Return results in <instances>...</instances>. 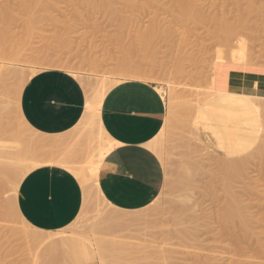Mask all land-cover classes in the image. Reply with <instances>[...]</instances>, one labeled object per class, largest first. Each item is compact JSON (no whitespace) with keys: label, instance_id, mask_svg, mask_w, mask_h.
<instances>
[{"label":"rangeland","instance_id":"obj_1","mask_svg":"<svg viewBox=\"0 0 264 264\" xmlns=\"http://www.w3.org/2000/svg\"><path fill=\"white\" fill-rule=\"evenodd\" d=\"M35 1L27 0L26 2L33 3ZM192 1L196 2L197 6L199 5L197 10L201 11L202 9L203 14L208 16L201 23L181 18L182 0H134L135 5L130 8L126 7L125 0H115L112 7H106L101 11L89 8L87 4L80 0H39L41 7L32 9L31 14L27 13L25 3L21 0H0V42L2 40L3 43V39L9 37L8 40H12V44L15 43L14 46L17 45V48H15L11 41L8 43V40L5 39L7 41L6 45L9 44L8 48L12 45L8 51L10 53V50H12L11 57L8 53L4 55L5 60L0 57V59L2 58L0 60V71L4 69L6 71V66H8L7 69L11 72L7 71L8 75L3 73L7 76V80L9 79L8 82L4 81V85L9 84L6 88L5 86L3 88L2 84L3 78L6 80V77L2 76V72H0V77H3L2 80L0 78L2 82H0L2 84L0 87L3 88L0 92H2V95L7 94L9 97L7 99H9L10 104L6 98L4 99L9 104H6V106L11 105L12 107V109L9 108L11 109L10 117L11 114L15 113L12 110L16 109L18 112L17 106H15L16 103H14V106L11 104V102H17L13 95L16 96L17 94L13 93L15 88H17L16 90L19 88L17 86H19L20 81L16 82L17 77L24 75V78L27 79L32 72L50 68L43 66L42 63L36 60H30L29 62V58L26 60L27 57L24 60L13 57L12 55L16 56L15 53L21 50L23 46L27 47L24 52L27 53L28 57L42 54V57L51 58L49 56H53L70 60L80 78L95 85L100 84L102 79H106L111 86H114L118 80H126L127 78L111 74L113 73L112 68L125 58L153 71L158 77V82L156 80L153 83L160 88V92L165 97L167 116L163 131L157 141L156 153L164 163L167 173L166 183L160 195L150 206L134 212H124L114 209L104 200L93 179L88 181L89 183L84 187L85 198L81 213L75 223L67 230V233L82 238L93 248L96 254V264L98 261L102 264H167L169 259L168 264H194V259L197 261L198 256V260H201L203 255L202 261L211 259L210 264H264V166L255 162L254 157L258 156L259 158L260 153L258 150L264 144V141H262L263 136H261L264 129L261 126L264 123V113H262L263 117L260 116L262 122H260L256 142L244 152L229 156L223 154L204 132V130L206 131L205 121L197 112L199 110L195 108V106L199 107L202 99L206 97L203 92L210 90L209 86L212 85V81L217 76L216 74L224 57L223 45L214 34L216 19L225 18L238 25L240 19L243 18V13L249 11L252 6L256 7L255 10L258 9L256 12L253 9L254 13L252 14L247 13L250 17L249 15L246 16L244 24L239 25L242 35L239 33L240 36L238 37L241 38L234 39L232 48L228 46L225 49L229 48L231 50L233 47L234 49L239 47L241 54L249 57L250 64L264 73V0ZM29 16L34 19L32 24L29 22ZM150 28L153 31L157 29L154 31L156 39L146 46L141 37L143 33L150 32ZM6 35L7 37H5ZM27 39L30 42L26 46ZM23 41H26L25 44ZM2 43L0 46H2ZM13 49L16 51L14 52ZM92 60L98 63L95 64ZM178 62L183 67V73L175 74ZM246 85L240 88L243 92L240 95L243 98H255L250 93L253 91V85ZM173 88L178 94L184 96L186 100L184 102L189 104L184 102L183 104L179 102H175L176 105L173 104V101H170ZM3 91L5 94H3ZM262 97H264V94ZM2 105L5 107V104ZM183 105L185 108L188 106H194V108L191 107V111L186 108L188 113L182 112L183 108L181 109V107H184ZM1 107V112L8 110L7 107L4 109ZM4 112L0 113V120L8 132L0 134V141L6 142V148L13 144L16 134L21 135L24 139L26 138V141L31 140L32 131H23L24 135L27 136L26 134H28L30 139L24 137L21 134L22 131L17 132L19 127H21L19 130H23V125L18 122L16 116L18 113L13 115L14 120L8 117L11 122L9 123L8 118L4 119L8 112L6 111V114ZM196 112L197 117L194 116ZM208 113L213 114V111L209 110ZM184 115L187 118H183ZM188 121L190 122L188 123ZM183 122L189 124V126L187 124L185 126ZM97 135L96 124H81L66 137L59 136L65 139L69 137L68 144L57 146L58 148L55 147L52 150L48 149V151L44 149L41 151L42 155L39 158L53 159L55 162L65 163L67 160H73L78 163L69 165L75 167L80 165L79 162L87 157L91 146L93 148L94 144L98 142ZM35 136L38 135L34 133L33 138ZM59 137L56 136L57 139H60ZM89 142L91 143L88 145ZM258 144L260 145L258 146ZM87 145L90 147L88 148ZM83 146L86 147L83 148ZM194 147H198V150H200L196 151L197 148H195L196 150L194 149L193 152ZM191 152L193 153L191 154ZM251 152L252 155L253 152L256 153L253 156L255 164L250 162L251 165H249L248 159L252 158V155L249 154ZM69 153L70 155H66ZM187 153L190 155H187ZM258 158L256 157V159ZM188 159L190 161L189 165L186 164ZM241 159H245L244 163L246 164L239 165L246 167V169L242 167L245 172L241 169L244 173L241 174V178L235 179L237 178L236 173H239L237 169L241 167L235 169L236 173L233 172L234 169L229 170L228 168V172L230 171L233 176L236 174L235 178L228 175L230 172L226 174L227 170H225V175L223 174L222 166L225 163ZM221 160L223 163H221ZM258 162L260 161L258 160ZM182 164L187 166L182 167ZM262 165H264V162ZM227 166L224 167L227 168ZM34 169L36 168H31V171ZM180 169L182 171H178ZM192 169L195 171H192ZM76 177L80 182H83L84 179L90 178L91 174L87 170L84 174ZM233 178L235 182H227L233 180ZM184 179L187 183L184 182ZM179 180L184 183L181 184ZM224 181L229 183L230 186L227 184L229 190L225 189ZM6 187L3 188V191L7 193L9 189L11 190V186ZM227 191L229 194L235 192L241 205L248 208L247 210L250 213L247 216H254V219H252L253 216L251 217L253 226L250 225L252 227L251 234L246 235L247 233H244L241 225V227L237 225L238 228L234 229L235 232L233 229L230 230L231 232H227L222 225L217 224H222L218 216L223 203L228 198ZM2 194L1 192L0 205L5 203L6 200L9 201L11 192L9 196L8 193L7 196ZM4 197L6 200H4ZM111 212L119 216L116 221L105 217V214ZM15 217L11 219L14 222H8L3 220L0 214V223L3 230L7 227H15L14 230L19 229L18 231H20L18 235H16V232L8 237L0 235V264H35L37 253L43 244L51 241L53 237H64L56 233L39 232L40 234H38L29 223L22 222L17 216ZM159 224L161 226H157ZM151 225L153 228L150 230ZM217 225L221 227L220 233L223 232L222 230L226 232L223 234L218 233L220 235L216 234ZM212 226L215 227L216 231L212 230L214 228ZM154 228L160 230L161 234L154 230L153 235ZM178 232L183 233L179 236ZM155 233H157L156 237ZM159 237H161V240ZM103 239H105V245H103ZM167 239L171 240L167 242ZM169 247L172 249V253L169 252L171 250ZM154 250L161 253L157 255L158 258L156 256L158 252ZM165 252L169 253L166 254ZM168 255H171V258H167ZM166 258L168 261H166ZM202 261L195 263L203 264ZM206 264H209V261Z\"/></svg>","mask_w":264,"mask_h":264},{"label":"crops","instance_id":"obj_2","mask_svg":"<svg viewBox=\"0 0 264 264\" xmlns=\"http://www.w3.org/2000/svg\"><path fill=\"white\" fill-rule=\"evenodd\" d=\"M232 78L234 83L246 82L249 86L257 81L259 91H264L263 72L230 69L228 80ZM86 105L87 92L83 84L61 69L37 72L27 81L21 94V113L28 124L39 133L54 137L75 130ZM100 115L113 143L101 163L98 177L104 199L119 211L147 208L160 195L167 178L160 156L147 146L164 127L165 97L153 82L122 80L106 94ZM258 130L259 126L240 130L239 139L243 143L231 150L227 143H218L210 131L204 132L223 154L231 156L252 146L258 138ZM221 135L226 134L221 131ZM84 198L85 188L80 180L58 164L38 167L23 178L17 195V207L23 218L39 232H61L64 236L53 237L43 244L35 264H96L93 248L82 238L66 232L79 217Z\"/></svg>","mask_w":264,"mask_h":264},{"label":"bare ground","instance_id":"obj_3","mask_svg":"<svg viewBox=\"0 0 264 264\" xmlns=\"http://www.w3.org/2000/svg\"><path fill=\"white\" fill-rule=\"evenodd\" d=\"M22 2H24L25 4H24V6H25V9H26V11H27V13L28 14H31L32 12H33V10L32 9H35V8H38L39 6L41 7V4L38 2V1H35V2H31V3H29V2H26L27 0H21ZM73 1H76V0H73ZM78 1V0H77ZM80 1H82V2H84V4H87V6H89V8L91 7L93 10H95V11H101V10H103L104 8H106V7H112L113 6V3H114V1L115 0H80ZM125 2H126V7L127 8H130V7H132V6H134L135 5V2H134V0H125ZM199 4V3H198ZM254 5V4H253ZM199 6V5H198ZM197 6V4H196V2H194V1H192V0H182V3H181V10H180V15H181V18H183L184 20H191V21H194V22H197V23H201V22H203L208 16H205L204 14H203V12H202V9H201V11L200 10H197L198 7ZM252 6V5H251ZM250 6V7H251ZM39 7V8H40ZM253 7V6H252ZM250 8V10L249 11H246L245 13H243V18L242 19H240V21H239V23H238V25L237 24H234V23H232V22H230L229 20H227V19H225V18H220V19H216V26H215V29H214V34H215V36L219 39V41L221 42V45H223L222 47H223V49H224V57H223V59H222V63H221V67L219 68V71L217 72V76L214 78V80L212 81V85L211 86H209V88H210V90L208 91V92H203V94L205 93V95H206V97L205 98H203L202 99V101L200 102V104H199V107H196L195 106V108H196V110H199V111H197V112H199L200 113V116L201 117H203V121H205V129L207 130V131H210L213 135H214V137L218 140V143H227V145L229 146L228 148L231 150V148H235V149H237V148H239L241 145H242V143H243V141L241 140V139H239V136H240V130H243V128H245V127H250V128H255L256 126L258 127V126H260V122H262L261 121V119H260V116H262L263 114L262 113H264V112H262V111H264V97H262V95L264 94V91H259V89H260V86H259V84L257 83V81H255V83L254 84H252L253 86H252V92H250L251 94H253L254 96H255V98H248V97H245V98H243L239 93H237V91H241L240 90V88L242 87V86H244L245 84H247L246 82H238V83H234L233 82V78L232 79H230V80H228V77H229V73H230V69H233V70H235V69H240V68H242L243 70H249V71H258V69H256L255 67H253L251 64H250V62H249V57H245V56H243L242 54H241V51H240V49H239V47H237V45H236V47L237 48H235L234 49V47H233V49H229L231 46H232V42H233V40L234 39H237V38H241V37H238V36H240L239 35V33H240V27H239V25H241L243 22H245V20H246V16L248 17V15L249 14H247V13H250V14H252V13H254V10L256 9V7H253V8ZM254 9V10H253ZM200 11V12H199ZM256 11H258V9L257 10H255V12ZM31 12V13H30ZM204 13H205V11H204ZM27 14V15H28ZM1 15V14H0ZM249 17H250V15H249ZM29 22L32 24L33 22H34V19H33V17H30L29 16ZM225 19V20H224ZM248 21H249V19H248ZM248 21H246V22H248ZM244 24V23H243ZM154 26H156V25H154ZM152 28H150L149 30H151ZM153 29H154V27H153ZM155 30H157V29H155ZM154 30V31H155ZM147 31V30H146ZM154 31L153 30H151L150 32H145V33H143L142 34V40H143V42H144V44L146 45V46H148V45H150L155 39H156V37H155V34H154ZM157 33V32H156ZM241 35H242V32L240 33ZM158 36V35H157ZM5 37H7V35L5 36ZM4 37V38H5ZM8 38L9 37H7V38H5V39H7L8 40ZM5 39H3V43H2V40H1V42H0V45H1V43H2V46H0L1 48H0V57H3L4 58V55L6 54L7 55V53H8V55H9V57H11V52H12V50H10V53L8 52L9 51V48L13 45V44H15V43H13L12 44V40H8V43L11 41V46H9V48H8V43H7V45H6V40ZM5 40V41H4ZM27 41V42H26ZM26 41H23L24 42V44H25V42H26V46L29 44V42L30 41H28V39L26 40ZM22 42V43H23ZM22 43H21V45H22ZM20 45V44H19ZM234 45V44H233ZM14 46V45H13ZM17 46V45H16ZM16 46H14L15 48H17ZM23 46V45H22ZM21 46V47H22ZM229 46V50L228 49H225V47L227 48ZM235 46V45H234ZM14 47H12V48H14ZM19 47V46H18ZM232 48V47H231ZM25 49H27V47H25V46H23L22 48H21V50H19V51H17V53H15V55L17 56H14V55H12L13 57H15V58H18L19 60H24V58L25 57H27V59L26 60H28V58H29V62H30V60H36L37 62H40V63H42L43 64V66H46L47 68L48 67H50V68H55V69H61V70H65V71H69L71 74H73L75 77H77L78 79L80 78V76L78 75L79 73L78 72H76L77 70H75L76 68H75V66L73 65V63L70 61V60H68V59H64V58H61V57H53V56H49V57H51V58H47V57H45V56H43L42 57V54H36V55H31V56H29L28 57V55H27V53H25L24 51H25ZM13 51L15 52L16 50L15 49H13ZM48 56V55H47ZM8 57V56H7ZM8 57V58H9ZM21 58V59H20ZM227 58H229L228 60H226ZM6 58H4V60H5ZM9 59H11V58H9ZM0 60H2V58L0 59ZM3 60V61H4ZM8 61V60H7ZM12 61V60H11ZM95 64H96V62L97 61H95V60H92ZM227 61H229L228 63H227ZM252 62V61H251ZM98 63V62H97ZM25 64H27V63H25ZM30 64V63H29ZM38 64V63H37ZM36 64V65H37ZM41 65V64H40ZM5 66V65H4ZM35 66V65H34ZM38 66H39V64H38ZM42 66V65H41ZM0 67H1V65H0ZM7 68H8V66H6ZM5 67V68H6ZM80 67V66H79ZM6 68V71H5V69L3 70V71H0V72H2L1 73V75L2 76H5V74H7V71L8 72H10L8 69ZM113 69V73H111V74H115V75H117V76H119V77H122V78H127V79H140V80H145V81H150V82H155L157 79H158V77L156 76V74L153 72V71H151V70H149V69H147V68H145V67H143V66H139L138 64H136V63H134V62H132L130 59H128V58H125V59H123L122 61H119L118 62V64H117V66H115L114 68H112ZM112 69H111V71H112ZM115 69V70H114ZM176 73L175 74H179V73H183V67H182V65H181V63L180 62H178V64H177V66H176ZM31 70V69H30ZM45 70V69H44ZM82 70V69H81ZM35 71V70H34ZM38 72V71H37ZM37 72H32L31 74H30V76L27 78V79H25L24 78V75L21 77V76H19V77H17V79H16V82L18 83V81H20L19 82V86H17V87H19L18 88V90H16L17 88H15V90H14V92L13 93H17L16 94V96H15V94H13L14 95V99L15 100H17V102H11V104H13L12 106H14V103H16V105L15 106H17L16 108L18 109V112L16 111V109L15 110H12L13 112H15L14 114L16 115V113H18L16 116L18 117V122H20L22 125V129L23 130H19V129H21V127H19V129L17 130V132L19 131V132H25V130H26V132H27V130L28 131H32L33 133H31L32 134V137H31V140H25L21 135H15V140L13 141V144L9 147V148H6V142H4V141H0V193L2 192L4 195L6 194V196H7V193H8V196L10 195L9 193L11 192V195L9 196V201L8 200H6V196L4 197V200H6V202L5 203H3V204H1L0 205V214L2 215V219L3 220H5V221H8V222H14V220L12 221L11 219H13V217H15V216H17V218H19V219H21L22 220V222H27L24 218H23V216L21 215V213L19 212V210H18V207H17V195H18V189H19V186H20V184H21V181L23 180V178L29 173V172H31V168H38V167H41V166H46V165H56V164H58V165H60V166H62V167H64V168H66V169H68L69 171H71L75 176H78V175H80V174H84L87 170L88 171H90V174H91V177L90 178H88V179H84L83 180V182H81L82 184H83V186L85 187L89 182V180L90 179H93V182H94V184L96 185V188H97V190L99 191V192H101V190L99 189V187H98V177H99V173H100V170H101V163H102V161H103V159H104V157H105V155L112 149V147H113V143H112V141H111V139H109L108 138V133L106 132V130L104 129V126H103V123H102V120H101V107H102V103H103V100H104V98H105V96H106V94L108 93V91L113 87V86H111L109 83H107L108 81L106 80V79H102V82L100 81V84H91V83H88V82H85V80H82L81 78L79 79L80 80V82L83 84V86L84 87H86V92H87V105H86V111H85V113H84V116H83V118H82V120H81V122L79 123V125L78 126H81V124H84V123H94V124H96V126H97V129H98V142L96 143V144H94V146H93V148H92V146H91V148L89 149L90 150V153L87 155V157L84 159V160H82V161H80L79 163H80V165H77V166H75V167H73V166H71V165H69V164H71V163H73V164H75V163H78V162H74L73 160H67L66 161V163L65 162H55L53 159H49V160H45V158H42V159H40L39 157L42 155L41 154V151L42 150H44V149H47V151H48V149H53V148H55V147H59V146H61V145H66V144H68V142L70 141V139H68L69 137H67V139H65V138H60V139H57L56 138V136L54 137V136H49V135H47V134H42V133H39V131H36V130H34L29 124H28V122L25 120V118H24V116H23V114L21 113L22 111H21V94H22V91H23V88H24V86L26 85V83H27V81L29 80V79H31ZM40 72V71H39ZM79 72H82V71H79ZM3 73H5V74H3ZM11 73V72H10ZM8 75V74H7ZM112 76V75H111ZM6 77V80H4V78L3 77H0L1 78V80H2V78H3V83L1 82V80H0V82L3 84V88H4V86H5V88H6V86H8V85H4V81H7L8 82V80H7V76H5ZM21 77V78H20ZM82 77V76H81ZM8 78H9V76H8ZM84 78V77H83ZM110 78V77H109ZM122 80H118V81H116L117 83H119V82H121ZM112 82V81H111ZM157 82H158V80H157ZM10 83V82H9ZM116 83V84H117ZM2 84H0V85H2ZM115 84V85H116ZM234 86L236 87V88H234ZM231 87H233V88H231ZM3 88H2V86L0 87V91H2L3 90ZM8 88V87H7ZM159 89V91H160V88H158ZM162 90V89H161ZM5 91V90H4ZM4 91H3V94H5L4 93ZM7 91V90H6ZM5 91V92H6ZM17 91V92H16ZM164 92V91H163ZM206 93H208V94H206ZM6 95V96H5ZM5 95H2V92H0V98L2 99V97H3V99H2V102H1V99H0V103H1V105L0 106H2L1 108L2 109H4V108H6V109H8V110H6L5 112L4 111H2V112H4L5 114H6V118H4V119H7L8 117L9 118H14L13 117V115L14 114H11L12 116L10 117L9 115H10V112H11V109H12V107H11V105L8 107V106H6V104H8L7 103V101L9 100V99H7V98H9L8 97V95L7 94H5ZM171 97H170V101L174 104L175 102H179L180 104H183V102L184 101H186L185 100V97L184 96H182V95H180V94H178L176 91H175V88H173L172 89V91H171ZM168 97V96H167ZM4 98H6L7 99V101H5L6 99H4ZM4 100V101H3ZM168 100V99H167ZM177 100V101H176ZM6 102V103H5ZM9 102V101H8ZM171 102H170V105H171ZM184 103H188V102H184ZM2 104H5V107L2 105ZM9 104H10V102H9ZM8 104V105H9ZM172 104V105H173ZM189 104V103H188ZM193 104V103H192ZM175 105H176V103H175ZM184 106V105H183ZM188 106V105H187ZM191 107H193L194 108V106H191ZM191 107L190 106H188V107H186V108H189V110L191 111ZM9 108H11V109H9ZM183 108V110H182V112H186V113H188L187 112V109L185 108V106L184 107H181V109ZM198 108V109H197ZM14 109V108H13ZM181 109H179V110H181ZM186 109V110H185ZM10 110V111H9ZM188 110V111H189ZM209 110H212L213 111V114H209L208 113V111ZM193 111V110H192ZM1 112V110H0V113H2ZM197 112L195 113L196 115H194V116H196L197 117ZM3 113V114H4ZM175 113V112H174ZM191 113V112H190ZM177 114V113H176ZM8 115V116H7ZM199 115V114H198ZM5 116V115H4ZM15 116V118H17ZM181 116V115H180ZM186 115H184L183 116V118H187V117H185ZM187 116H188V114H187ZM193 116V117H194ZM173 117V116H172ZM189 117V116H188ZM190 117H192V116H190ZM192 117V118H193ZM199 117V116H198ZM263 117V116H262ZM3 118V117H2ZM9 118H8V122L9 123H11L10 122V120H9ZM19 118H20V120H19ZM183 118H181V119H183ZM191 118V119H192ZM14 120V119H13ZM175 120V119H174ZM176 120H177V118H176ZM175 120V121H176ZM184 120V119H183ZM188 120H190V118H188ZM264 120V119H263ZM187 121V120H186ZM191 121V120H190ZM190 121H188V123L190 122ZM177 123H179L178 121H176ZM19 123V124H20ZM176 123V124H177ZM183 123H185V122H183ZM182 123V124H183ZM3 124V122L0 120V134L1 133H6V132H8L7 131V129H5L4 128V126L2 125ZM179 124H181V123H179ZM178 124V125H179ZM186 124L187 123H185V126H186ZM78 126H77V128H78ZM179 126H181V125H179ZM187 126H189V124H187ZM262 126V129H263V127H264V123L261 125ZM24 127H25V129H24ZM183 127V126H182ZM178 128V127H177ZM176 128V129H177ZM184 128V127H183ZM180 129V128H179ZM185 129V128H184ZM260 129V128H259ZM262 129H261V131H262ZM162 131H163V129L160 131V133L152 140V141H150L148 144H147V146H149L151 149H153L155 152H156V149H157V147H158V138H159V136L161 135V133H162ZM221 131H223V132H225V137H223V135H221ZM21 132V134L22 135H24V132L22 133ZM263 132H264V129H263ZM263 132L261 133L262 135L261 136H263V140L262 141H264V134H263ZM28 133H30V132H28ZM34 133L36 134V135H38V136H35V138H33V136H34ZM27 136H25L24 135V137H27L28 138V134H26ZM90 135V134H89ZM31 136V135H30ZM63 136H67L66 134L65 135H63ZM85 137H86V135H85ZM93 137V136H92ZM33 138V139H32ZM71 138V137H70ZM87 138V137H86ZM104 138V139H103ZM259 138H260V136H259ZM28 139H30V137L28 138ZM91 139V138H90ZM88 141H89V139H88ZM86 143V142H85ZM91 142H89L88 143V145L90 144ZM262 143V142H261ZM81 144V143H80ZM87 145V147L89 148L90 146H88ZM260 144H258V146H259ZM81 146V145H80ZM79 146V147H80ZM57 147V148H58ZM73 147V146H72ZM72 147H71V149H72ZM84 147H86V146H83V148ZM200 147V146H199ZM257 147V146H256ZM82 148V149H83ZM195 148H197V150L195 149ZM76 149V148H75ZM78 149V148H77ZM192 149V148H191ZM196 150V151H199L198 150V147H194L193 149H192V151L193 150ZM257 149V148H256ZM259 149V148H258ZM257 149V150H258ZM73 151V150H72ZM83 151V150H82ZM213 151V150H212ZM254 151V150H253ZM259 151V153L262 155V161H261V158H260V154H259V158H258V156H254L256 153H254L253 152V155H252V152L251 153H249V154H251V155H249V156H251L252 158V160H253V162H252V160L251 159H248V158H246V159H248L249 160V163L251 162L252 164L254 163V158H253V156L255 157V162H257V163H259L261 166H264V165H262V163L264 162L263 160H264V144H262L261 146H260V149L258 150ZM257 151V152H258ZM69 152V151H68ZM67 152V153H68ZM81 152V151H80ZM189 152V151H188ZM194 152V151H193ZM193 152H191V154L193 153ZM50 154H51V152H50ZM210 154H211V152H210ZM66 155H70V153L69 154H66ZM187 155H190V154H188L187 153ZM216 155V154H215ZM75 156V155H74ZM219 156V155H218ZM214 157H216V156H214ZM224 157V156H223ZM256 157L258 158V159H256ZM32 158H34V159H32ZM220 158L222 159V157L220 156ZM29 159H31V161H29ZM257 160V161H256ZM258 160L260 161V162H258ZM29 161V162H28ZM188 161V163H186L185 161V163L187 164V165H189V159L187 160ZM226 161V160H225ZM224 161V162H225ZM228 161V160H227ZM245 162V159L243 160V159H241V160H238V161H229V163H225L223 166H222V172H223V174L225 173V170H227V172H226V174L227 173H229L228 172V168H229V170L230 169H234L233 170V172L235 171V173H236V170L235 169H237L238 167H241V166H239L240 164H243ZM221 163H223V161L221 160ZM251 163L249 164V165H251ZM191 164V163H190ZM255 164V163H254ZM186 165V166H187ZM226 165H228L227 166V168L226 167H224V166H226ZM244 165H246L245 163H244ZM244 165H242V167H245ZM183 166H185L184 164H182V167ZM185 166V167H186ZM191 166V165H190ZM184 167V168H185ZM223 167H224V169H223ZM238 168L237 169V171H239V173H240V175H239V173L237 172L236 174H237V178H235V176H236V174H234V176H233V174H231V172H230V174H228L230 177H231V175H232V177H234L235 179H238V178H241L240 176H242L241 174H244L243 172H242V170H244V172H245V169H246V167H245V169H243V168ZM190 168V167H189ZM188 168V169H189ZM198 168V167H197ZM179 169V168H178ZM242 169V170H241ZM241 170V171H240ZM178 171H182V169H180V170H178ZM192 171H195V170H193L192 169ZM232 171V170H231ZM186 172V171H185ZM232 172V173H233ZM183 173H184V171H183ZM184 174H186L187 175V173H184ZM193 174H194V172H193ZM188 175H189V173H188ZM225 175V174H224ZM223 176V175H222ZM190 177V176H189ZM225 177V176H224ZM223 177V178H224ZM230 177H228V178H230ZM184 178V177H183ZM187 178V177H186ZM233 178V180H229V181H227V182H230V181H233V182H235V179ZM231 179V178H230ZM185 180V179H184ZM220 180H222L221 178H220ZM225 181H226V178H225ZM225 181H224V184H225V186H226V190H229L228 188H229V183H225ZM179 182H180V180H179ZM184 182H186V180L184 181ZM184 182H180L181 184L182 183H184ZM223 182V181H222ZM233 182H231V183H233ZM180 183H177V184H180ZM187 183V182H186ZM229 186H228V185ZM9 185L11 186L10 188H11V190L9 191L8 190V192L6 193L5 191H3V188L4 187H6V186H8L9 187ZM178 186V185H177ZM8 187H6V188H8ZM180 187V186H179ZM228 187V188H227ZM2 188V189H1ZM183 188V187H182ZM250 188V187H249ZM231 189H233V188H231ZM2 190V191H1ZM230 191H232V190H230ZM227 193H228V191H227ZM234 193V194H233ZM2 194V195H3ZM102 194V193H101ZM229 194V193H228ZM103 196V195H102ZM8 198V197H7ZM105 200V199H104ZM8 201V202H7ZM106 201V200H105ZM24 202V201H23ZM225 203V204H224ZM223 203V205H222V207H221V210H220V214H219V218L218 219H220L221 221H222V224H219V223H217L218 225H222V227H224L223 229L224 230H226L227 232L228 231H230V230H232L233 229V231L235 232V230L234 229H236V228H238V226L237 225H241L242 227H243V229L242 230H244V233H247L246 235H249V234H251V228L253 227L252 226V222H251V220L252 219H254V216L252 217V219H251V217H249V216H247L249 213H250V211L248 212V208H244L242 205H241V202L239 201V199H238V196H236V194H235V192H230V194L228 195V198H227V200H226V202H224ZM109 204V203H108ZM245 204V203H244ZM109 205H111V204H109ZM112 206V205H111ZM113 207V206H112ZM114 208V207H113ZM115 209V208H114ZM117 210V209H116ZM246 210H247V212H246ZM138 211V210H137ZM247 213V214H246ZM251 215V214H250ZM105 217H107V218H109V220L110 219H112V220H114V221H116V219L119 217L116 213H107V214H105ZM123 218V217H122ZM15 220H16V217H15ZM107 221V220H106ZM113 221V222H114ZM154 222V221H153ZM218 222V221H217ZM220 222V221H219ZM19 223V222H18ZM157 224L159 223V222H156ZM107 224H109V223H107ZM111 224V223H110ZM153 224V223H152ZM106 225V224H105ZM217 225V226H218ZM250 225L252 226V227H250ZM111 226V225H110ZM114 226V225H113ZM127 226V225H126ZM147 226H148V224H147ZM154 226H155V224H154ZM157 226H161V224H159V225H157ZM235 226H237V227H235ZM240 226V227H241ZM3 227V226H2ZM103 227V226H102ZM101 227V228H102ZM107 227V226H106ZM212 227H214V226H212ZM220 226H218V229H220V230H218L217 229V233L216 234H218V233H220V231H221V227L219 228ZM233 227H235V228H233ZM240 227H239V229H240ZM153 228V226L151 225V228H149L150 230ZM160 228V227H159ZM14 229H16L15 227H7L6 229H2L1 228V223H0V235H4V236H6V237H8V236H10V234H12L13 235V232H16V235H18V232H20V231H18V230H14ZM215 230L216 231V229H215V227L214 228H212V230ZM36 232H38V234H40L39 233V231L37 230V229H34ZM154 230L156 231L157 229L156 228H154L153 229V235H154ZM211 230V231H212ZM224 230H222L223 232L222 233H220V234H223L224 232H226V231H224ZM254 230V229H253ZM158 231V234H161L160 232V230H157ZM160 231V232H159ZM219 231V232H218ZM232 231V232H233ZM240 231V230H239ZM67 232V231H66ZM231 232V231H230ZM179 233V232H178ZM181 233H183V232H181ZM181 233H179L178 235L179 236H181ZM56 234H61V232L60 233H56ZM157 233H155V237L157 236L156 235ZM164 234V233H163ZM220 234H218V235H220ZM226 234V233H225ZM232 234V233H231ZM231 234H229V235H231ZM234 234V233H233ZM174 235H175V233H174ZM235 235V234H234ZM233 235V236H234ZM242 235H243V233H242ZM246 235H245V237H246ZM170 236H171V234H170ZM173 236V235H172ZM176 236V235H175ZM174 236V237H175ZM178 236V237H179ZM217 236V235H216ZM222 236V235H221ZM39 237V235L37 236V238ZM165 237V236H164ZM169 237V236H168ZM167 237V238H168ZM236 237V236H235ZM239 237V236H238ZM36 238V239H37ZM158 238V237H157ZM172 238V237H171ZM176 238V237H175ZM100 239H102V238H100ZM159 239L161 240V237H159ZM241 239V238H240ZM165 240V239H164ZM171 240V239H170ZM169 239H167V242L168 241H170ZM199 240V239H198ZM233 240H234V238H233ZM173 241V240H172ZM201 241H202V239H201ZM97 242H99V241H97ZM103 242H104V244L103 245H105V239H103ZM110 242V241H109ZM204 242V241H203ZM235 242V241H234ZM200 243V242H199ZM106 244H108V243H106ZM113 245H116V244H113ZM113 245H112V247H113ZM167 245H169V244H167ZM171 245H172V243H171ZM111 247V248H112ZM114 248H115V246H114ZM170 248V247H169ZM168 248V249H169ZM159 249V248H158ZM161 249V248H160ZM171 249V248H170ZM230 249H233V248H230ZM109 250V249H108ZM114 250V249H113ZM153 250V249H152ZM235 250V249H234ZM111 251V250H110ZM116 251H117V249H116ZM154 251H156V250H154ZM153 251V252H154ZM163 251H165V250H163ZM231 251V250H230ZM229 251V252H230ZM156 252H158L157 254H156V256L158 255V254H161L159 251H156ZM169 252L170 253H172V249L171 250H169ZM169 252H165L166 254L167 253H169ZM235 252H236V250H235ZM173 253H174V251H173ZM151 255V254H150ZM153 255H155L154 253H153ZM152 255V256H153ZM235 255V254H234ZM155 256V257H156ZM160 256H162V255H160ZM166 256V255H165ZM164 256V257H165ZM170 256V257H169ZM200 256H202V255H200ZM204 256V255H203ZM203 256H202V258H201V260L199 259L198 260V256H197V261H196V259H194L195 261H194V264H196V263H198L199 261H202V259H203ZM233 256V255H232ZM231 256V257H232ZM107 257V256H106ZM109 257V256H108ZM110 258H111V256H110ZM109 258V259H110ZM157 258H158V256H157ZM163 258V257H162ZM167 258H171V255H168L167 256ZM166 258V259H167ZM174 258V257H173ZM172 258V259H173ZM108 259V260H109ZM154 259H156V258H154ZM161 259V258H160ZM175 259H176V256H175ZM175 259H174V261H175ZM231 259V258H230ZM233 259V258H232ZM157 260V259H156ZM162 260H164V259H162ZM162 260H160V261H162ZM210 260L211 259H209V260H207L206 259V261H202L203 262V264H206V263H208V261H209V264H210ZM213 260H215V259H213ZM166 261H168V259L166 260ZM169 261H170V259H169ZM169 261H168V263H169ZM173 261V260H172ZM236 261V260H235ZM110 262V261H109ZM156 262V261H155ZM196 262V263H195ZM206 262V263H205ZM214 262V261H213ZM217 262V261H216ZM167 263V264H168ZM173 263V262H172ZM201 263V262H200ZM211 263H212V261H211ZM218 263V262H217ZM229 263H231L230 261H229ZM234 263V262H233ZM165 264V263H164ZM174 264V263H173ZM202 264V263H201ZM213 264V263H212ZM214 264H216V263H214Z\"/></svg>","mask_w":264,"mask_h":264},{"label":"snow or ice","instance_id":"obj_4","mask_svg":"<svg viewBox=\"0 0 264 264\" xmlns=\"http://www.w3.org/2000/svg\"><path fill=\"white\" fill-rule=\"evenodd\" d=\"M97 264H102V262H99V261H98Z\"/></svg>","mask_w":264,"mask_h":264}]
</instances>
